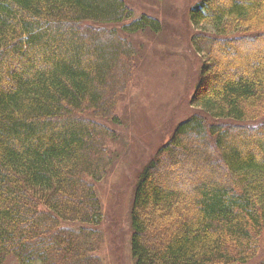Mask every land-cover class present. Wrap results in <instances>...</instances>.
<instances>
[{
    "label": "trees",
    "instance_id": "obj_1",
    "mask_svg": "<svg viewBox=\"0 0 264 264\" xmlns=\"http://www.w3.org/2000/svg\"><path fill=\"white\" fill-rule=\"evenodd\" d=\"M132 16L123 0H0V261L22 264L34 253L49 262L96 264L88 257L103 244L94 181L112 164L106 134L115 133L107 123L128 82L126 73H110L119 57L128 73L124 61L133 58L118 32L102 26ZM191 25L203 57L188 101L197 114L142 166L129 209L131 255L134 264H264V140L253 137L264 134V62L206 85L219 69L220 44L231 57L244 44L251 53L264 48V0H201ZM159 27L143 15L123 30ZM219 120L229 123H212ZM181 136L208 142L205 153L216 152L219 174L230 175L224 185H193L189 204L154 180L162 155L177 151ZM237 138L260 158L242 151ZM144 211L174 215L171 227L153 232V250L144 244ZM63 219L73 221L68 235L55 232Z\"/></svg>",
    "mask_w": 264,
    "mask_h": 264
},
{
    "label": "rangeland",
    "instance_id": "obj_2",
    "mask_svg": "<svg viewBox=\"0 0 264 264\" xmlns=\"http://www.w3.org/2000/svg\"><path fill=\"white\" fill-rule=\"evenodd\" d=\"M123 1L132 11V18L120 24L102 26L108 31L116 30L118 37L133 52L132 62L131 58L124 61L130 65L127 88L119 96L115 118L107 123V127L115 133L112 146L107 142L113 161L102 182L95 188L102 206L99 230L103 236V244L98 257L103 264H134L130 249L132 230L129 220L134 186L147 160L172 133L175 134L181 123L197 114L189 105L188 99L185 103H180L183 99L181 92L186 85H191V88L196 85L198 72L203 65V57L194 40L196 31L191 25V11L201 0ZM224 1L228 5L237 0ZM143 15L156 18L160 27L156 30L146 28L130 34L123 30ZM219 47L215 49L216 54L221 57L217 58L219 69L206 82L207 90H210L208 86L213 88L220 85L221 80L244 75L245 69L252 64L264 62V48L251 53L249 50L252 48L248 49L249 46L244 44V49L238 46L237 57H231L225 43ZM245 50L247 55L244 57ZM117 61L116 68L110 74L126 73L128 76L129 66L119 62L120 57ZM226 64L228 66L224 67ZM226 71L230 73L228 77L225 75ZM217 76H220V80ZM144 80H147L145 85ZM144 90L145 94L142 93ZM170 91L176 96V102L169 101L172 96ZM165 110L168 112L163 114ZM253 137L264 140V134L261 133L253 134ZM179 139L182 143L177 151H171L172 148L169 147L170 151L162 155L154 180L164 190L183 194L184 202L189 204L193 185L203 181H216L219 185H224L230 175L224 171L219 174V155L216 152L213 156L205 153L209 149L208 142L198 141L192 136H181ZM240 140L237 138L235 141L242 151L260 158L254 147H243ZM155 214L151 211L141 214L147 227L144 244L148 250H153L158 243L153 232L171 227V222L174 221L173 214ZM78 246L83 248L82 244ZM78 264L87 262L80 260Z\"/></svg>",
    "mask_w": 264,
    "mask_h": 264
},
{
    "label": "bare ground",
    "instance_id": "obj_3",
    "mask_svg": "<svg viewBox=\"0 0 264 264\" xmlns=\"http://www.w3.org/2000/svg\"><path fill=\"white\" fill-rule=\"evenodd\" d=\"M200 70H202V65H201ZM200 70H199V72H198V76H199ZM129 72H130V70L128 71V77H129ZM198 76H197V78H196V84H197ZM146 83H147V80H144V85H145ZM196 88H197V85L192 86V88H191V85H186V86L184 87V89H183V92H181V96H182L183 99H181L180 103H185V100L188 99L192 94H194ZM142 93L145 94V90H144ZM170 93H172V96H171V100H169V101H174V102H176V96L173 94V92L170 91ZM181 96H180V98H181ZM160 107H161V106H160ZM161 108H162V107H161ZM193 108H194V107H193ZM169 109H171V107H170ZM169 109H168V110H169ZM194 109H195V111H197V108H194ZM168 110H165V111H163L162 113L165 114V112H166V111L168 112ZM159 113H160V112H159ZM84 116H86V114H85ZM91 117H92V118H95V119H98V118H99V117H96V116H93V115H91ZM114 118H115V115H114L113 119H114ZM162 119H163V118H162ZM162 119H161V120H162ZM164 120H165V119H164ZM207 123H208V122H207ZM212 123H216V124H218L219 126H224V125H226V124L229 123V120H219V121H214V122H212ZM208 126L211 127L212 125L209 124ZM106 139H107L106 142H109L110 145H111V144H112L111 142L115 140V137L111 136L110 134H106ZM111 146H112V145H111ZM162 148H163V147H162ZM109 155H112V154L109 153ZM102 180H103V179H102ZM102 180L94 181V183H95L96 186H97V184L101 183ZM44 209L46 210L45 207L43 208V210H44ZM49 213H50V212H49ZM52 218H54V217H52ZM63 220H64V223H61V224H62V227L57 226V230H56L55 232H56V234H57L58 232H62L63 234L68 235V233H69L70 230L72 229L73 221H70V220H67V219H63ZM78 225H79V224L76 223L75 226H78ZM100 225H101V224H100ZM99 227H100V226H99ZM99 227H97V228H95V229H96V230H99ZM87 243H88V242H81V243H79V244L86 245ZM98 253H99V250L97 249V250H94V251H92L91 253L88 254V257H89L92 261H94L96 264H99L98 261H97V259L99 258V257H98ZM10 263H11V259H10L9 256H4V257H2V259H1V261H0V264H10ZM22 264H64V263L60 262L59 260H57V261H55V262H49L48 260H46V259H45L44 257H42L41 255L32 253V254L28 255L27 258H25L24 260H22ZM71 264H72V263H71Z\"/></svg>",
    "mask_w": 264,
    "mask_h": 264
}]
</instances>
